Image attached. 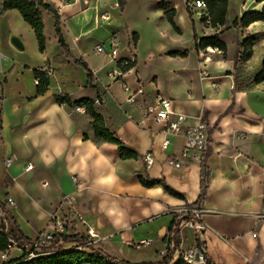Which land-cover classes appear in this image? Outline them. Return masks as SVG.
<instances>
[{
	"label": "crops",
	"instance_id": "obj_1",
	"mask_svg": "<svg viewBox=\"0 0 264 264\" xmlns=\"http://www.w3.org/2000/svg\"><path fill=\"white\" fill-rule=\"evenodd\" d=\"M158 1L152 0V12L147 17L143 16L144 22L153 31L156 18L165 19L163 11L155 6ZM163 1L168 9L174 10L172 21L179 33H175L178 36L175 45L166 47L154 31L152 43H159L156 54L139 53V35L128 32V27L120 19L125 13L126 0L122 11L117 5L113 7L116 0H88L87 5L77 0L56 8L65 44L73 57L82 60L99 81L97 84L93 81L94 87H88L85 75L86 96L82 98L93 100L102 92V87H106V102L94 109L102 117L104 126L115 134L124 148L134 151L137 158L121 160L115 145L92 136L90 119L85 114H61L60 105L53 99L55 94L47 91L33 99L37 109L36 119L22 124L25 118L22 112L12 120V127L20 125L24 130L23 140L31 138L36 141L30 149L25 147L28 157L20 160L18 165L12 163L9 166L16 176L7 179L5 197L1 202L4 204L6 198L12 199L14 206L6 212L27 239L46 231L51 213L71 208L75 215L71 220L76 222V232L84 235L86 229H92L97 236L92 245L95 248L113 258L128 261L115 257L113 252L118 253L120 248H131L138 240L147 239L151 253L147 261H155L165 255L166 227L173 216L181 213L198 197L199 164L200 159L205 157L204 165L208 170L206 191L204 198L197 202L203 211L201 221L207 226L201 237L205 258L210 264H264V81L253 83L264 57V22H254L244 29L230 28L234 18H239L245 11L260 10L261 4L240 0L238 5L231 6L227 1L225 25L210 28L208 21L201 22L197 14L188 15L183 0ZM143 11L141 8L139 13ZM104 12L109 16L106 22L99 19ZM17 14L16 10H12L1 15L3 21L6 20L4 24L9 26V19H18ZM179 15L187 23L186 31L179 25ZM46 18L50 23L51 36L57 43L53 17ZM18 20L21 22V19ZM132 33L137 35L134 46L131 43ZM111 34H115L120 41L119 56L124 58L130 52L135 60L134 67L126 73L123 82L131 89L142 87L146 104L155 94L169 100L174 113L188 117L187 125L197 120L204 122L208 138L206 152L196 155L197 158L192 156L182 160L178 168L167 164L170 157L180 154L182 137H170L171 144L166 151H161L163 136L158 133V127L146 119L145 105L124 103L119 84L110 83L106 77L107 71L112 68L111 63L100 67V62L90 64L87 59L90 54L103 63L108 61L104 56L95 55L93 49L105 43ZM183 34L186 40H183ZM213 34H218L225 44L224 56L212 49L204 52L194 50V38ZM246 35L255 38L252 55L247 62L234 68L235 44ZM91 39L97 42L87 51L86 45L81 42ZM177 51H186V56H169V53ZM58 52L70 65L76 66L62 49ZM202 53L209 58L208 62H201ZM45 57L40 67L51 63V59ZM154 59L177 64V67L168 70L167 75L163 74L169 77L165 85L161 83L162 74L157 70L139 71L142 65ZM48 68L52 71L51 66ZM74 70L79 72L77 68ZM202 75L204 79H201ZM64 94L70 96V93ZM48 96L53 103L47 101ZM3 107L0 135L4 133ZM145 153L153 158L148 168L144 167L141 159ZM5 154H8L7 149ZM10 156L15 158V153L11 152ZM27 163H31L33 169L24 172ZM36 168H39L40 174L52 179L57 187L55 206L49 201L42 211L37 209L40 200L35 184L39 176L34 174ZM138 175L144 179H162L183 200L168 196L159 186L141 187L136 180ZM22 176H27V179L14 181ZM73 178L77 180L76 184ZM65 199H69L68 204ZM37 220L42 221V226L34 224ZM29 230L32 234L26 232ZM178 234V246L173 249L170 262L195 244L191 227H180ZM171 247L172 244L169 249Z\"/></svg>",
	"mask_w": 264,
	"mask_h": 264
},
{
	"label": "rangeland",
	"instance_id": "obj_2",
	"mask_svg": "<svg viewBox=\"0 0 264 264\" xmlns=\"http://www.w3.org/2000/svg\"><path fill=\"white\" fill-rule=\"evenodd\" d=\"M227 1L231 6H236L240 3V0ZM178 2L181 1L178 0ZM151 4L152 0H126L125 13L120 18L123 24H126V27H128V32H135L139 35V43L137 49L139 53L142 54H146L147 52L156 54L157 46L159 43H157L156 45H153L152 43V33L154 31H156V33L160 35L161 44L166 45V47L175 45L174 42H176V39H178V36L175 35V32L171 29L165 19L160 20L158 17L156 18L153 23L155 25L154 31L146 24V22H144L143 16L147 17V14L151 13L153 10V6ZM141 8L144 11L139 13ZM187 13L189 16L196 15V13H190L188 11ZM1 15L2 14L0 12V115L1 107L4 106L1 116L3 120L4 133L0 135V201H3L5 197L4 192L6 189V185L8 184L7 179H12L16 176L13 173L12 168L5 167V158L12 157L10 156V154L11 152H14L15 159L12 163H14V165H18V163H20V160H22L26 156L28 157V152L24 151L25 147H31L36 141L31 138L23 140L21 136L24 130H22L20 125H16L13 127L11 125L12 120L14 121V118L19 116V114L22 112H24L23 117H25L22 119V124H25L29 121L31 122L36 119L35 112L37 109L34 106L35 101L29 100L34 96L35 93L32 70L40 67L42 65V61L44 60L43 57L46 56L45 58L51 59V63H49L47 67H52V71L50 70L49 75V94L54 95L61 92L70 93L72 100L75 101L86 96V91L84 88L85 74L83 70L80 68V66L77 67V65H70V63L64 59V55L58 52V50L61 51V49L58 47L57 43H55V40L51 36L50 23L46 18L47 16H49L50 19H52L51 15L46 14L44 15L43 19L44 36L46 39V49L44 54H41L38 51V46L33 31L22 20L20 14L17 15L18 19H21V22H19L17 18L11 17L9 19V26H6L4 24L6 20L3 21ZM177 20L181 28L186 31V21H183L180 15L177 17ZM184 36L185 34H183L182 38L183 40H186ZM108 38L117 40V42L120 43L115 34H111ZM12 39L19 40L23 48L18 49L17 47H15L12 43ZM96 42L97 41L91 39L87 40L86 42H81V44H85L88 51L89 48L95 46ZM87 59L90 64H96L97 62H100V67L109 65L108 61L103 63L101 60L92 57L90 54L88 55ZM175 67H177V64L175 63L168 64L164 61L159 62L154 59L150 60L149 63H146L145 66L142 65L139 71H142V73H144L147 70L151 69L157 70L159 74H162L161 83L165 85L164 83L169 81V77L164 75H167L168 70ZM74 68L79 69V72H76L77 70H74ZM92 77L94 83L97 84L99 81L98 78L93 74V72ZM163 79H165V81H163ZM47 101H49V103H53L52 99L49 96L47 98ZM59 108L60 113L63 115L74 116L77 114L73 112V107L69 108L63 105L59 106ZM30 134L33 133L30 131ZM5 149H7L8 154H5ZM34 174H39V176L35 179V184L37 187V198H39L40 200L37 209L39 211H42V207L48 206L49 201H52L51 203L53 204V206H55L58 198H56L57 187L54 181L47 176L45 177L44 174H40L39 168H36L34 170ZM38 178L39 181L37 180ZM24 179H27V176H22L15 179L14 181L22 182ZM45 182H47L48 187L43 186V183ZM9 209L10 208H6L7 211H9ZM58 212H61V215H65L70 222L68 223L66 229L67 233H69L67 235L77 233L76 229L74 228L76 222L70 220V214L62 208L59 209ZM6 214H9V212H6ZM7 222L10 228V221L8 220ZM34 224L38 225L37 227H40L42 226V221L37 220L36 222H34ZM26 232L28 234H32V231L30 230ZM71 232L73 233L71 234ZM10 237L14 238V236L12 235ZM34 238L35 237L30 239L33 240ZM68 245V243L51 244L47 247V251H53L56 249L62 250L63 248L69 247ZM28 249L30 248L28 246L24 247V243L18 244L17 249H14L10 253L9 258L18 257L21 255L22 250L28 251ZM113 254L115 257L126 259L131 263H138L147 261V258H149L151 253L149 252L148 247L139 250H135L131 247L120 248L118 253L113 252Z\"/></svg>",
	"mask_w": 264,
	"mask_h": 264
},
{
	"label": "trees",
	"instance_id": "obj_3",
	"mask_svg": "<svg viewBox=\"0 0 264 264\" xmlns=\"http://www.w3.org/2000/svg\"><path fill=\"white\" fill-rule=\"evenodd\" d=\"M200 1L204 4L206 9V17L201 15L199 20L201 22L208 21L210 28L223 27L225 25V14L227 11V0H191ZM124 0H116V5L121 11L123 8ZM255 3L261 4V8L258 11H245L241 14L239 18H234L231 22L230 28L234 29H244L254 22H264V0H254ZM156 8L163 11L166 22L169 24L171 29L178 34L179 30L172 21V16L174 15L173 9H168L167 3L160 0L156 3ZM16 10L23 21L31 28L33 31L38 51L43 54L46 49V39L44 36V13L48 12L52 15L54 21V31L57 39V44L67 54L68 58L72 59L75 65L80 66L86 75V86L94 87L93 78L91 71L88 69L86 64L80 60L75 59L65 44L61 28H60V18L58 12L55 8L50 7L47 4L42 3L40 0H0V12L2 15L5 13ZM226 30V27L224 28ZM137 41V35L135 33L131 34V43L134 46ZM255 42V38L246 35L239 43L235 44V50L233 53V66L241 65L247 62L252 55V46ZM194 50L196 52L203 51L207 48L216 50L221 56L225 55L226 47L225 44L219 39L218 34H213L207 37L194 38L193 44ZM171 57L184 58L186 56V51L183 52H172L169 53ZM135 61L126 64L121 67L122 73L127 72L134 67ZM34 79L38 82L35 84V93L29 100L36 99L43 96L49 87V72L44 70V67L35 68L32 71ZM264 81V57L261 61L260 70L255 74L253 78L254 84H259ZM54 101L58 105H65L69 108L80 107L84 108V114L90 119V126L92 130V136L102 142L110 143L116 146L121 160H135L137 154L134 151L126 149L122 146L120 141L117 139L115 134L108 130L104 126L102 117L95 111L93 106V100L87 98H81L79 100L73 101L68 94L58 93L53 96ZM205 157L200 159L199 164V194L191 206H196L197 202L204 198L206 191V184L208 178V170L204 165ZM138 184L143 188H152L159 186L162 191L168 196L183 200V197L170 188L162 179H144L142 176L138 175L136 177ZM0 206L4 208V204L0 201ZM189 206V205H188ZM7 219L10 221V233H6L3 225L0 223V252L5 251L9 245L10 236H14L17 244H22L30 239L25 238L10 214H6ZM186 220L187 217L183 213L176 214L173 216L172 220L166 227L168 236L165 241V255L155 261H144L138 263H131L125 260H119L107 255L99 248H95L92 245L86 243V238L83 235L72 234V235H60V238L64 243H74L76 246L69 249H56L51 253H35L34 257H30V252L22 250V253L18 257L9 258L7 261L0 264H186L181 256L174 262H170V258L173 254V249L178 246L179 234L176 225V219ZM173 230L171 231V228ZM195 245L202 247V242L194 237ZM172 243V247L169 249V245ZM33 250V249H32ZM33 252V251H31ZM204 264H210L209 260L204 256Z\"/></svg>",
	"mask_w": 264,
	"mask_h": 264
},
{
	"label": "built area",
	"instance_id": "obj_4",
	"mask_svg": "<svg viewBox=\"0 0 264 264\" xmlns=\"http://www.w3.org/2000/svg\"><path fill=\"white\" fill-rule=\"evenodd\" d=\"M42 3L49 5L50 7L57 8L59 6H66L75 3L77 0H40ZM83 5H87L88 0H80ZM183 4L188 11L191 13H196L198 16L206 17V9L202 2L200 1H191V0H183ZM116 4H113V7ZM100 21L106 22L109 19L108 13L104 12L99 17ZM119 43L117 40H112L108 38L105 43L96 45L93 49L95 55L99 57H106L109 63H111L112 68L109 69L106 73V77L110 83H118L120 91L124 95V103L130 106L143 104L145 105V113L146 119L150 120L154 125L158 127V133L163 136V139L160 143V150L166 151L168 146L171 144L170 137H174L180 135L182 137V146L181 151L178 156H172L167 160V164L173 168H178L181 161L187 158H191L192 156L201 155L206 152L208 146V138H207V126L201 120H197L192 125H187L186 121L188 117L183 114L174 113L172 111L171 102L167 99H164L161 95L155 94L149 103L146 104L145 94L142 91V87H138L137 89L129 88L124 82L123 78L126 73H122L121 67H124L126 64L130 62H134V56L127 52L126 57L121 58L119 56ZM207 48L205 50H208ZM200 51V52H204ZM216 51V50H214ZM217 52V51H216ZM219 53V52H218ZM200 59L202 63L208 62L209 58L205 57L202 53L200 55ZM44 70H47L50 75V69L48 67H44ZM202 74V73H201ZM205 76L202 75L201 79H204ZM38 80L34 79V84H37ZM102 92L93 99V106L100 107L104 105L106 102L107 89L106 87H102ZM147 100V99H146ZM73 112L77 114H84V108L73 107ZM141 123V122H140ZM188 153H191L189 156ZM14 157L5 158L4 164L5 167H9L14 161ZM142 162L144 163V167L148 168L153 158L151 154L145 153L141 157ZM33 169V165L31 163H27L24 167V172H29ZM73 182L76 184L77 180L73 178ZM43 186H47V183H43ZM65 203L68 204L69 199H65ZM14 206V203L11 198H6L4 202V208L0 206V223L3 225L6 233H10V228L8 225V220L6 216V208H11ZM70 215V220L74 217V213L71 208L67 209ZM202 209L198 206H186L181 213L186 215L187 219H176L177 230L180 227L189 226L194 231V237H197V240L201 242V237L203 232L207 229V226L201 221ZM180 214V213H178ZM72 221V220H71ZM68 219L65 215H59L58 211H55L49 215V221L47 225V229L45 232L37 235L33 240L27 241L24 243V247H29L27 252H30V257H34L35 253H51L52 251H47V247L51 244H63V240L60 238V235H67V226ZM75 228V227H74ZM71 230V228H70ZM173 227L171 228V231ZM73 232H71L72 234ZM75 234H78L75 233ZM86 238V243L88 245H93V241L97 240V236L94 235L92 229H86V233L83 235ZM171 236V234L167 235ZM254 237V235H252ZM150 241L147 239H141L132 244V248L135 250H139L142 248H146L149 246ZM172 244V243H171ZM69 247L63 248L69 249L70 246L74 247L76 244L69 243ZM18 244L14 238L10 237L8 248L0 252V263L5 262L9 259L10 253L17 249ZM33 249V250H32ZM21 251V250H20ZM33 251V252H31ZM54 251V250H53ZM22 253V252H21ZM182 260L186 264H202L204 262V253L203 248L198 247L197 245H193L188 251L183 252L181 255Z\"/></svg>",
	"mask_w": 264,
	"mask_h": 264
},
{
	"label": "water",
	"instance_id": "obj_5",
	"mask_svg": "<svg viewBox=\"0 0 264 264\" xmlns=\"http://www.w3.org/2000/svg\"><path fill=\"white\" fill-rule=\"evenodd\" d=\"M12 43H13V45H14L15 47H17L18 49H22V48H23L21 42H20L19 40H17V39H12Z\"/></svg>",
	"mask_w": 264,
	"mask_h": 264
}]
</instances>
